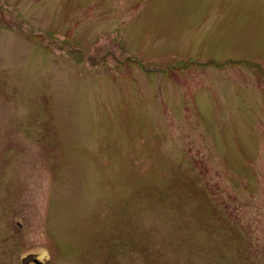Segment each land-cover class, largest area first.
I'll use <instances>...</instances> for the list:
<instances>
[{
    "label": "rangeland",
    "instance_id": "rangeland-1",
    "mask_svg": "<svg viewBox=\"0 0 264 264\" xmlns=\"http://www.w3.org/2000/svg\"><path fill=\"white\" fill-rule=\"evenodd\" d=\"M32 258L264 264V0H0V264Z\"/></svg>",
    "mask_w": 264,
    "mask_h": 264
},
{
    "label": "flooded vegetation",
    "instance_id": "flooded-vegetation-1",
    "mask_svg": "<svg viewBox=\"0 0 264 264\" xmlns=\"http://www.w3.org/2000/svg\"><path fill=\"white\" fill-rule=\"evenodd\" d=\"M34 260H35V261H34ZM36 261H37V260H36V259H33V258H32V260H29V259H28V260L26 261L25 264H36ZM38 262H39V261H38ZM41 262H42V264H43V261H41Z\"/></svg>",
    "mask_w": 264,
    "mask_h": 264
},
{
    "label": "water",
    "instance_id": "water-1",
    "mask_svg": "<svg viewBox=\"0 0 264 264\" xmlns=\"http://www.w3.org/2000/svg\"><path fill=\"white\" fill-rule=\"evenodd\" d=\"M36 264H42V262H38V261H36Z\"/></svg>",
    "mask_w": 264,
    "mask_h": 264
}]
</instances>
